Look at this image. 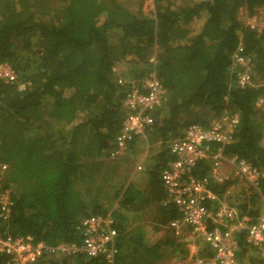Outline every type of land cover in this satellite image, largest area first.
Wrapping results in <instances>:
<instances>
[{
  "label": "trees",
  "instance_id": "16d2710c",
  "mask_svg": "<svg viewBox=\"0 0 264 264\" xmlns=\"http://www.w3.org/2000/svg\"><path fill=\"white\" fill-rule=\"evenodd\" d=\"M129 1L0 0V62L17 74L15 84H0V163L7 166L0 190L12 192L10 234L51 246L77 241L79 221L106 205L103 185L108 183L114 195L120 192L123 181L107 176L112 165L102 159L120 129L128 86L150 71L167 93L146 131L148 142L157 143L153 150L167 152L188 126L207 128L234 113L238 126L224 154L264 164V113L257 107L264 98V32L246 23L264 17V0H152L153 9L146 12L144 0ZM239 44L254 65L253 86L247 89L236 86L230 70ZM120 65L126 68L117 76L125 86L113 72ZM20 82L29 86L19 91ZM161 153L155 179L170 159ZM198 168L203 175L209 165ZM87 175L97 176V183ZM244 197L238 209L255 220L259 199L256 193ZM127 198L111 213L117 230L114 264H155L161 241L150 244L138 219L140 226L131 227L134 217L123 215ZM163 207V216L149 220L153 232L177 217L172 207ZM239 245L242 261L247 247L240 239ZM184 246L169 242V257ZM198 256L208 260L213 251L204 245ZM0 264H6L5 257ZM61 264L106 263L76 257Z\"/></svg>",
  "mask_w": 264,
  "mask_h": 264
},
{
  "label": "built area",
  "instance_id": "2783aa9c",
  "mask_svg": "<svg viewBox=\"0 0 264 264\" xmlns=\"http://www.w3.org/2000/svg\"><path fill=\"white\" fill-rule=\"evenodd\" d=\"M246 23L250 29L264 32V17L252 16L246 19ZM230 59L236 86L239 89L251 88L254 65L243 45H237ZM151 62L154 63V60ZM113 72L116 73L117 84L125 86L126 81L117 76V67ZM16 82L14 69L0 62V84L12 85ZM27 86L28 82H20L17 90H24ZM124 98L125 114L108 151V158L115 161L130 152L135 139L146 143V131L153 124L152 113L164 103L167 93L154 71H150L138 84L128 86ZM237 126L236 114H223L212 120L207 128L200 124L188 126L182 136L168 145L171 159L160 172L165 192L163 204L172 207L178 215L168 221L166 227L175 236L188 231L192 236L201 238L213 251L212 258H197L194 264H240L237 260L239 239L264 264V213L253 222L246 216H240L227 196L215 192L224 183L232 181L237 188L230 187L227 195L234 188L238 198L254 191L264 206V164L255 165L224 154L225 146L232 141ZM202 161L211 162L206 174L193 176V171ZM6 170V164L0 163V174ZM13 202L11 189H1L0 257L6 258V264H61L64 259L76 257L100 258L106 264L115 263L118 255L117 230L111 214L90 215L81 219L74 229L79 238L77 241L51 246L37 242L31 236L12 235L7 231ZM211 202L216 206L213 207ZM243 264L252 263L246 260Z\"/></svg>",
  "mask_w": 264,
  "mask_h": 264
},
{
  "label": "crops",
  "instance_id": "0c3cea01",
  "mask_svg": "<svg viewBox=\"0 0 264 264\" xmlns=\"http://www.w3.org/2000/svg\"><path fill=\"white\" fill-rule=\"evenodd\" d=\"M257 107L260 110H263L262 112L264 113V98L257 102ZM183 131H184V129L181 132V136L183 134ZM148 140H149V137H148ZM148 140L146 141V143H141L139 141L138 143L135 144V146L134 145L130 146V149H129L130 152L125 156L127 158L123 162L121 160H116V161L111 160L108 158L107 155H105V157L102 159L103 163H106L108 165V162H109L112 165V167L105 169V171L107 172V176H109L110 178H116L117 180L121 179L123 181V186H121L120 192L117 195H114V194H112L113 188L109 187L108 183L103 185V189L106 192H108L106 195L103 196L104 200H102L103 204H106V205H105V207H103L104 209L98 211V212H100V214L98 213L97 215L106 216V215H109L113 212L115 213V211H117V206H118L119 200L120 199L122 200L123 197L127 198V196H129V199L128 198L126 199V202H127L126 205L127 206L125 205L126 209L123 211V213H124L123 215L125 217H132V218L134 217V220L132 219V222L133 221L134 222L131 224V227H132V225H133V227L140 226L138 224L139 221H141V223L145 224L147 221H149L150 219H152L154 217H159V215L163 216V214L166 212V210H164V207H163L164 206L163 200L165 198V192H164V188L161 184V180H160L161 170H159V172H158V179H155L153 176V173L155 172V170L153 168L157 164V161L159 159L158 157H160L159 153H161V152H158L157 150H153L156 147H158L157 143L151 144L150 142H148ZM163 153H167V155L169 156L168 151L162 152L161 153L162 156H163ZM170 159H171V157H170ZM200 164H203V165L208 164L210 166L211 162L209 163V161H202ZM138 166L140 167L139 170L137 169ZM84 174L86 175L88 173L83 172V177H84ZM109 174H111V175H109ZM192 175L195 177L202 176L200 174L199 168L198 169L196 168L195 171H193ZM88 178H89L88 180L92 181L93 183H94V181L97 183V176H95V175L91 176L90 175V176H88ZM232 186L236 187L235 183L232 181L224 183L223 185H221L217 189V190H219V195L220 196H222V195L227 196L228 199L230 200V202L232 203V205L237 210L238 214L240 216H246L243 212L239 211L238 205L241 204L242 201H244L245 195L253 194V193L255 194V192L249 191L248 194H243L240 198H238V196L236 195V188H237L236 187L232 190V192L229 195H227L226 194V193H228L227 190ZM115 196H117V197L115 198V200L112 201V198H114ZM257 197H258V195H257ZM211 204L213 207L216 206V203L211 202ZM259 205H260V213H259L258 217L261 216L262 213H264V206H262L260 202H259ZM107 206H109V207H107ZM176 215H178V214L176 213ZM246 217H248V216H246ZM257 218L255 220H252V221L255 222L257 220ZM136 220L138 221V223L135 222ZM163 225L164 224H161L160 228ZM144 227H145V229L149 228L147 225ZM160 228L157 227V231H155V232L152 231V233L147 232L146 236L149 238H151L152 236H155L156 238H155L154 243H157V241H161V245H159L160 246L159 247V254L162 256L163 252H164V255L169 253L168 252L169 251V247H168L169 242L174 241V240H176V241H179V240L176 239L177 236H175L171 230H167V229L161 230ZM151 229L152 228L150 227L149 231H151ZM184 231L186 232V230H184ZM187 235L184 238H187ZM191 238L195 239L198 237L192 236ZM199 239L201 240V238H199ZM150 240H149V243L152 244L150 242ZM202 243H203V241H202ZM197 245H195V248L197 251H199V249L201 250V248L204 247L205 243L202 244L201 248L200 247L197 248ZM199 245L201 246V244H199ZM246 249L248 250V248H246ZM248 251H250L253 254V259L251 260V263L252 264H261V262L258 259L257 254L255 252L251 251L250 249ZM239 263L243 264L244 261H239Z\"/></svg>",
  "mask_w": 264,
  "mask_h": 264
},
{
  "label": "rangeland",
  "instance_id": "374dc122",
  "mask_svg": "<svg viewBox=\"0 0 264 264\" xmlns=\"http://www.w3.org/2000/svg\"><path fill=\"white\" fill-rule=\"evenodd\" d=\"M134 1L132 0L131 2H126L128 5H131ZM153 9V2L152 0H144L143 4H142V11L146 12V11H151ZM242 14H244V10L242 9ZM125 65L120 67H117V70L119 72L123 71L125 69ZM261 105V104H260ZM263 111V110H261ZM144 148V147H143ZM127 157L121 159V161H125ZM88 172V171H87ZM111 175V174H109ZM149 228L146 229L149 233H152V230H150V227L152 226L151 223L149 221H147L145 223ZM160 228V226H158ZM161 230H166L167 227L166 226H162L160 228ZM168 230V229H167ZM188 234V235H187ZM187 238H184L186 237ZM178 237V238H177ZM176 239L179 240V242H182L185 244L184 249L178 251V255L177 256H171L169 257L168 253L164 255V252L162 253L163 255L161 256V260H158L156 264H194L195 260L197 258H200L198 256V253L200 251H197L195 248V245H197V248H201L202 247V241L199 238H191L192 235L188 232V231H184V233L181 236H177ZM155 236H152L151 238L148 237V242L150 240L151 243H153L155 241ZM201 244V246L199 245ZM185 249H187V252H182L185 251ZM249 250V249H248ZM246 251L245 256L243 257L242 261H246V260H252L253 259V254L250 251Z\"/></svg>",
  "mask_w": 264,
  "mask_h": 264
}]
</instances>
